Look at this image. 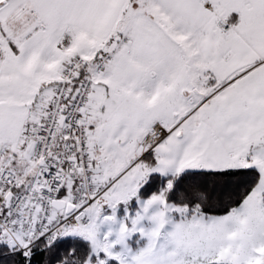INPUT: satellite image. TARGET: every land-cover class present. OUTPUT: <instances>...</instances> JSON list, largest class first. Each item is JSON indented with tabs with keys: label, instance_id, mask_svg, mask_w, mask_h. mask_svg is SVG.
Masks as SVG:
<instances>
[{
	"label": "snow or ice",
	"instance_id": "obj_1",
	"mask_svg": "<svg viewBox=\"0 0 264 264\" xmlns=\"http://www.w3.org/2000/svg\"><path fill=\"white\" fill-rule=\"evenodd\" d=\"M0 264H264V0H0Z\"/></svg>",
	"mask_w": 264,
	"mask_h": 264
}]
</instances>
